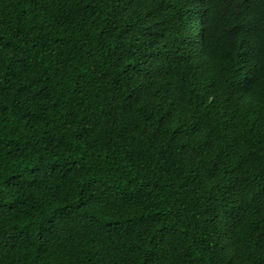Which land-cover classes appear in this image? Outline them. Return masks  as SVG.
<instances>
[{
    "label": "trees",
    "instance_id": "trees-1",
    "mask_svg": "<svg viewBox=\"0 0 264 264\" xmlns=\"http://www.w3.org/2000/svg\"><path fill=\"white\" fill-rule=\"evenodd\" d=\"M0 264H264V0H0Z\"/></svg>",
    "mask_w": 264,
    "mask_h": 264
}]
</instances>
